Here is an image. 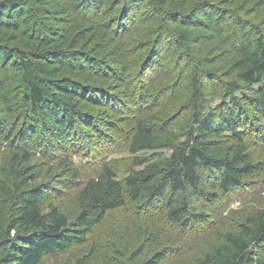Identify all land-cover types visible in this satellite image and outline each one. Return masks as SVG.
<instances>
[{
    "label": "trees",
    "instance_id": "obj_1",
    "mask_svg": "<svg viewBox=\"0 0 264 264\" xmlns=\"http://www.w3.org/2000/svg\"><path fill=\"white\" fill-rule=\"evenodd\" d=\"M124 115L129 171L80 182L70 221L53 194L76 187L75 158L109 145ZM252 130L264 132V0H0V264H41L127 204L192 227L199 202L264 170ZM263 255L260 210L198 264Z\"/></svg>",
    "mask_w": 264,
    "mask_h": 264
},
{
    "label": "rangeland",
    "instance_id": "obj_2",
    "mask_svg": "<svg viewBox=\"0 0 264 264\" xmlns=\"http://www.w3.org/2000/svg\"><path fill=\"white\" fill-rule=\"evenodd\" d=\"M218 103L215 100L212 105ZM128 116L118 123L109 145L95 148L81 159L74 157L79 170L76 187L69 193L53 194L51 203L70 221L77 213L80 182L95 178L102 166L109 167L120 180L129 171L125 149L133 123ZM247 138L251 158L264 167V132L248 131ZM197 210L203 219L182 229L167 221L162 208L146 211L127 204L107 212L82 244L46 257L41 264H77L79 259L84 264H198L224 242L227 233H235L246 217L264 210V170L248 177L229 194L217 192L215 200L199 202ZM160 256L162 259L157 261Z\"/></svg>",
    "mask_w": 264,
    "mask_h": 264
},
{
    "label": "bare ground",
    "instance_id": "obj_3",
    "mask_svg": "<svg viewBox=\"0 0 264 264\" xmlns=\"http://www.w3.org/2000/svg\"><path fill=\"white\" fill-rule=\"evenodd\" d=\"M156 113V112H155ZM98 123V122H97Z\"/></svg>",
    "mask_w": 264,
    "mask_h": 264
}]
</instances>
